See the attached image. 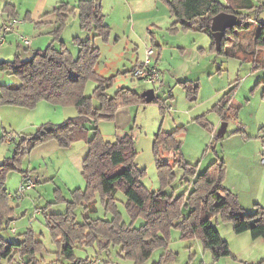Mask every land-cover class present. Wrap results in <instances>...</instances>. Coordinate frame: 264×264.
Segmentation results:
<instances>
[{
  "label": "rangeland",
  "instance_id": "obj_1",
  "mask_svg": "<svg viewBox=\"0 0 264 264\" xmlns=\"http://www.w3.org/2000/svg\"><path fill=\"white\" fill-rule=\"evenodd\" d=\"M78 1L0 0V29L9 15L18 20L0 45V61L13 60L17 53L26 60L34 51L49 44L55 48L64 46L76 57V39H89L99 52L96 72L111 78L106 90L110 96L120 87L137 95L145 89H154L156 101L143 103L135 99L118 105L112 117L98 119L96 126L110 142L124 134L133 137L137 152L134 161L143 172L140 181L147 189H163L173 196L187 195L194 178L221 159L222 186L236 194L245 212L252 213L256 207L264 210V163L260 160L264 145V46L254 38L258 25L254 16L264 21V7L262 12H252V18L244 19L250 23L245 30L228 35L229 41L219 53L211 46L209 35L184 30L178 25L173 27L172 17L165 21L163 16L160 28L149 27L155 34L152 39L144 30V24L162 15L154 0H101V11L109 26L106 37L96 35L93 29L81 28ZM253 1L264 4V0ZM60 4L67 6V16L56 33L55 8ZM9 6L14 9L11 14ZM133 25L143 37L133 40L127 36ZM21 34L31 39L29 46L19 39ZM146 48L154 51L152 61L156 57L160 78L155 83L137 79L131 73L136 64L144 60ZM18 83L17 75L0 69V85ZM194 84L196 90L190 92L188 88H193ZM95 87L96 81L88 78L83 93L98 107L100 102L93 95ZM227 92L228 100L222 110L218 105ZM76 115L77 109L72 103H52L44 99L33 107L0 103V163L10 161L15 165L7 171L4 181L7 193L14 195L8 197L12 218L0 235L6 241L15 242L25 231L31 230L38 244L32 261L26 262L19 251L13 250L7 257H0V264L72 263L61 252V236L55 237L51 232V215L64 212L73 200V191L85 187L81 167L86 144L78 140L61 147L55 139H48L30 150H18L17 145L23 136L33 133L41 124L60 123ZM222 122L226 123V131L219 137L216 132ZM175 129L180 149L164 159L171 166V174L162 183L153 155V140L159 131ZM91 134L90 130L89 136ZM178 158L192 166L193 174L186 173L185 166L173 165ZM24 173L30 175L34 186L15 195ZM94 199L93 209L85 208L82 203L72 206L76 223L114 217V210L106 207L99 191L94 193ZM112 202L125 224L139 227L144 223L141 215L131 216L121 189L115 190ZM181 213L182 217L187 215L188 208H182ZM211 224L228 243L229 255L214 259L199 237L185 238L173 224L167 233L166 245L155 248L145 262L138 264H152L161 258L164 259L161 264H259L264 258L263 237L253 239L248 231L234 232L232 223L219 214L212 216ZM72 249L75 258H98L100 264H137L121 253L119 244L111 243L100 250L96 244L75 240Z\"/></svg>",
  "mask_w": 264,
  "mask_h": 264
},
{
  "label": "trees",
  "instance_id": "obj_2",
  "mask_svg": "<svg viewBox=\"0 0 264 264\" xmlns=\"http://www.w3.org/2000/svg\"><path fill=\"white\" fill-rule=\"evenodd\" d=\"M164 2L174 19L173 27L178 25L184 30L193 29L206 33L211 38V46L219 53L223 52L226 42L229 41L228 35H237L238 30L247 28L250 23L244 22V19L252 18V12L260 13L264 7L263 3L253 0H226L224 3L219 0ZM8 9L10 14L14 11L11 6ZM77 9L81 28L93 29L96 35L102 37L109 34V26L101 11V0H79ZM55 10L58 16L55 32L58 33L67 16V6L60 4ZM222 11L237 14V21L234 26L224 31L220 48L216 49L210 24L212 17ZM8 17L15 18L11 15ZM254 19L258 22L255 42L264 46V21L256 14ZM76 40V57L64 46L55 48L49 44L42 50L34 51L26 60L21 59L17 53L13 60L0 61V69L19 78L16 85H0V103L33 107L39 100L44 99L52 103H72L77 109L76 116L60 123L41 124L33 133L23 136L17 145L18 150H30L48 139H55L61 147H68L78 140H83L86 144V155L81 167L85 187L73 191V200L64 212L51 215V232L55 237L61 236V252L72 260L71 264H87L89 260V257L80 259L73 256L72 243L75 240L96 244L100 250L106 249L111 243L119 244L125 257L131 258L137 264L145 262L155 248L166 245L167 233L173 224L180 228L183 237H199L202 246L211 251L214 259L227 256L230 254L228 243L211 224L212 216L217 214L232 223L234 232L248 231L253 239L264 238V210L256 207L252 213L245 212L236 194L222 186L224 168L221 159L212 162L203 173L194 178L192 189L187 195L173 196L163 189L149 190L141 183L140 176L143 172L134 161L137 152L133 137L124 134L115 142H110L101 135L96 126L98 119L112 117L118 105L135 99L145 103L144 99L125 87H120L110 96L106 90L111 84V78L96 72L99 58L97 47L89 39ZM88 78L96 81L93 95L100 102L98 107H94L91 98L83 93ZM194 85L193 88H188L190 92L196 90V84ZM227 100L228 92L218 107L223 110ZM154 101L155 97L151 102ZM90 130L92 134L89 136ZM176 130L159 131L153 140V155L162 183L171 174V166L165 160L180 149L175 137ZM175 164L185 166L186 173L193 174V168L187 162L178 158L173 165ZM11 168H15V165L10 161L0 163V232L7 228L12 218V207L8 205L9 194L4 186L6 173ZM27 176L29 174L24 173L23 178ZM117 189L125 194L131 216L141 215L144 218V223L139 227L125 224L115 211L112 199ZM96 191L102 195L106 207L114 210V217L76 223L72 206L82 203L85 208L93 209ZM184 207L188 208V213L182 217L181 211ZM37 247L31 230L25 231L22 238L15 242L6 241L0 235V257H7L13 250H17L29 262L33 260ZM95 254L99 255L97 252ZM163 261L161 258L152 264H161ZM259 264H264V258Z\"/></svg>",
  "mask_w": 264,
  "mask_h": 264
},
{
  "label": "built area",
  "instance_id": "obj_3",
  "mask_svg": "<svg viewBox=\"0 0 264 264\" xmlns=\"http://www.w3.org/2000/svg\"><path fill=\"white\" fill-rule=\"evenodd\" d=\"M16 18H11L5 21L0 29V45H2L6 40V34L11 32L13 30L14 23H17ZM19 39L27 46L31 44V39L28 36L24 35H19ZM146 56L143 61L139 63V65H136L132 70V76L141 79L147 83H155L156 81L159 80L160 75L159 71L156 68L155 65V60H151V57L154 54V51L152 48H146ZM261 162L264 163V145H262L261 148ZM34 186V181L30 176L24 177L18 190L15 192V195H21L23 194L26 190L31 189ZM14 196V195H8ZM87 264H100V260L98 258H92L91 260L88 261Z\"/></svg>",
  "mask_w": 264,
  "mask_h": 264
},
{
  "label": "water",
  "instance_id": "obj_4",
  "mask_svg": "<svg viewBox=\"0 0 264 264\" xmlns=\"http://www.w3.org/2000/svg\"><path fill=\"white\" fill-rule=\"evenodd\" d=\"M236 21H237V14L225 12V11L219 12L212 17L210 30L216 49L220 48V43L224 31L227 28L234 26ZM140 96L143 97L145 103H149L155 97L154 89L153 88L145 89L140 93ZM225 131H226V123L222 122L220 128L216 132V135L221 137L224 135Z\"/></svg>",
  "mask_w": 264,
  "mask_h": 264
},
{
  "label": "crops",
  "instance_id": "obj_5",
  "mask_svg": "<svg viewBox=\"0 0 264 264\" xmlns=\"http://www.w3.org/2000/svg\"><path fill=\"white\" fill-rule=\"evenodd\" d=\"M155 2H154V4H155V6H156V8L158 9V10H161V12H162V15L160 16V17H158V18H156V19H154V20H151V21H149V22H147V23H145L144 24V30L146 31V32H148V33H150L151 35H152V39H154V33L152 34L150 31H149V27L151 26V27H155V28H160V24H161V22L164 20L163 19V16L165 17V21H170L171 20V15H170V13H169V10H168V7L161 1V0H154ZM226 1V0H225ZM173 18V17H172ZM146 35V34H145ZM127 36H129L130 38H132L133 40L134 39H137L138 38V36H141V37H143V34L141 33V34H138L137 32H136V30L134 29V25L132 26V29L130 30V35H127ZM147 37V36H146ZM146 37H144V38H146ZM157 46H159V45H157ZM137 65V64H136ZM51 145H53V144H51ZM30 176V175H29Z\"/></svg>",
  "mask_w": 264,
  "mask_h": 264
}]
</instances>
